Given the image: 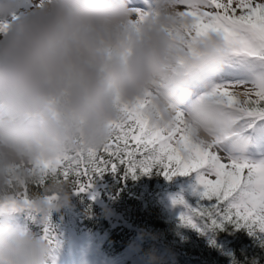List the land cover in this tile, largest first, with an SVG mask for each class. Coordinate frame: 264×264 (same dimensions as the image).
<instances>
[{
  "label": "clouds",
  "instance_id": "obj_1",
  "mask_svg": "<svg viewBox=\"0 0 264 264\" xmlns=\"http://www.w3.org/2000/svg\"><path fill=\"white\" fill-rule=\"evenodd\" d=\"M20 6L0 0V197L39 183L38 160L103 147L122 106L145 99L155 124L168 126L182 112L195 139L235 154L219 147L234 110L210 95L184 107L192 83L217 75L230 50L217 33L189 37L191 18L179 0H151L145 12L130 0H42L17 14ZM230 139L241 152L250 146ZM66 187L49 174L20 206L46 222L69 202ZM52 249L47 236L0 219V264H49Z\"/></svg>",
  "mask_w": 264,
  "mask_h": 264
},
{
  "label": "snow or ice",
  "instance_id": "obj_2",
  "mask_svg": "<svg viewBox=\"0 0 264 264\" xmlns=\"http://www.w3.org/2000/svg\"><path fill=\"white\" fill-rule=\"evenodd\" d=\"M179 3L181 15L191 18L189 37L217 33L230 51L264 58V0ZM141 17L142 13L137 19ZM208 95L244 118L264 120V87L242 94L243 99L229 87L217 88ZM149 105L150 101L145 99L122 106L123 118L114 123L110 139L99 149L73 150L55 160L36 161L32 167L43 178L36 185L42 187L52 174L75 182L78 191L83 192L91 187L95 174L120 168L128 173L137 169L147 173L161 167L169 179L177 174L195 173L199 202L190 206L183 197L173 201L186 209L181 215L186 226L199 230L198 220L206 227L218 226L217 220L222 218L246 227L254 235H264V161L229 157L230 162H222L213 145L194 138L182 112L177 113L172 124L159 126L147 115ZM23 189L0 202V212L14 209L21 202L27 204L28 186Z\"/></svg>",
  "mask_w": 264,
  "mask_h": 264
},
{
  "label": "trees",
  "instance_id": "obj_3",
  "mask_svg": "<svg viewBox=\"0 0 264 264\" xmlns=\"http://www.w3.org/2000/svg\"><path fill=\"white\" fill-rule=\"evenodd\" d=\"M193 176L177 174L169 179L161 167L147 173L140 169L134 173L123 168L109 170L95 174L91 187L83 192L75 182L67 181L69 202L52 211L46 222L21 206L0 214L16 215L34 235L47 236L52 246L65 244L68 228L76 234L83 232L99 252L119 264L132 263L124 253L136 243L145 264H264V235H254L246 227L222 218L217 220L218 226L208 227L198 220L197 230L181 219L167 217L163 198ZM41 188L28 186L27 198ZM183 199L190 206L199 202L197 192ZM4 200L0 197V202ZM108 211L118 218L116 223Z\"/></svg>",
  "mask_w": 264,
  "mask_h": 264
},
{
  "label": "rangeland",
  "instance_id": "obj_4",
  "mask_svg": "<svg viewBox=\"0 0 264 264\" xmlns=\"http://www.w3.org/2000/svg\"><path fill=\"white\" fill-rule=\"evenodd\" d=\"M41 3L42 0H21V6L17 14L29 12L40 6ZM0 23H6V21H0ZM0 39H3L2 30H0ZM239 55H241L239 57H241L243 60L240 63V68L238 70L228 72V75H230L231 79H225V71L215 75V79L208 78L204 84V87L201 89L203 91L202 96H206L213 90L222 87L231 88L234 94L243 93L247 88L264 87V58L256 56L247 60V55ZM240 76H246V78L238 81L236 78ZM229 80L231 81L226 82ZM240 98L243 99V97ZM245 132L249 133V135L242 136V134ZM178 136L179 134H177V138ZM233 136H241V138L248 142L250 146L241 152L231 141L230 138ZM263 137L264 120H260L259 118H244L237 113H230L229 119L223 126L222 135L219 138L221 141L219 147L221 149L227 148L230 151H234L235 154L232 156L234 158H242L252 162L264 161V156H251L263 152ZM215 151L217 155L220 156L222 162H230L228 156L217 149H215ZM209 178L214 179V177ZM194 183H197V181H188L184 185L183 191L171 193L169 199L164 202L167 217L169 219H175V217L181 219L183 209L180 204H174L173 201L181 197L183 194H189L191 189H195ZM7 215V213L1 214L0 219H9L24 227L23 222L19 221L15 216L7 217ZM108 215L111 217V220L114 223L117 222L118 218L109 211ZM137 246L138 244L136 243L134 246L126 250L124 257L126 258L128 256L127 259L131 260V264H145L144 258H142L137 253ZM49 264H114V261L113 259L106 257L101 252H99L98 246L94 241H91V238H89L88 235L84 234L83 232L76 234L74 230L68 228L66 237V250L64 252L59 251V253L55 254L53 257H50ZM115 264L119 263L115 262Z\"/></svg>",
  "mask_w": 264,
  "mask_h": 264
},
{
  "label": "bare ground",
  "instance_id": "obj_5",
  "mask_svg": "<svg viewBox=\"0 0 264 264\" xmlns=\"http://www.w3.org/2000/svg\"><path fill=\"white\" fill-rule=\"evenodd\" d=\"M190 107V106H189Z\"/></svg>",
  "mask_w": 264,
  "mask_h": 264
}]
</instances>
